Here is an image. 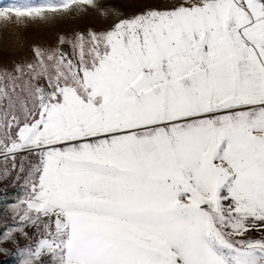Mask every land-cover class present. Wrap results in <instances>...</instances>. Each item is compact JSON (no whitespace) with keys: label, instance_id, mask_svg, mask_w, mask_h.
Listing matches in <instances>:
<instances>
[{"label":"snow or ice","instance_id":"1","mask_svg":"<svg viewBox=\"0 0 264 264\" xmlns=\"http://www.w3.org/2000/svg\"><path fill=\"white\" fill-rule=\"evenodd\" d=\"M71 12L111 23L0 67V183L22 189L0 254L264 264V0H24L0 22Z\"/></svg>","mask_w":264,"mask_h":264},{"label":"rangeland","instance_id":"2","mask_svg":"<svg viewBox=\"0 0 264 264\" xmlns=\"http://www.w3.org/2000/svg\"><path fill=\"white\" fill-rule=\"evenodd\" d=\"M24 2V0H0V6L12 3ZM40 2V0H31ZM116 9L129 16L142 11L148 7H163L166 0H109ZM111 20H105L100 14L89 12L87 14L71 12L70 14L57 16L47 22H31L27 26L9 25L0 22V67L11 68L14 63L32 58L33 49L54 47L59 36L71 37L75 33H87L90 30L100 31L107 28ZM65 50L71 52L70 46H64ZM11 178L0 183V198L7 194V201L0 199V213L7 212L11 215L7 205L16 202L18 195H22L19 185L9 187ZM11 223V220L8 221ZM26 241L20 240V246L24 247ZM8 255L0 254V264H17V258L12 254L16 248L6 244Z\"/></svg>","mask_w":264,"mask_h":264},{"label":"crops","instance_id":"3","mask_svg":"<svg viewBox=\"0 0 264 264\" xmlns=\"http://www.w3.org/2000/svg\"><path fill=\"white\" fill-rule=\"evenodd\" d=\"M253 235H254V236H256V237L258 238V236H257V234H256V233H254Z\"/></svg>","mask_w":264,"mask_h":264},{"label":"bare ground","instance_id":"4","mask_svg":"<svg viewBox=\"0 0 264 264\" xmlns=\"http://www.w3.org/2000/svg\"><path fill=\"white\" fill-rule=\"evenodd\" d=\"M64 50H65V48H64ZM66 51V50H65Z\"/></svg>","mask_w":264,"mask_h":264}]
</instances>
